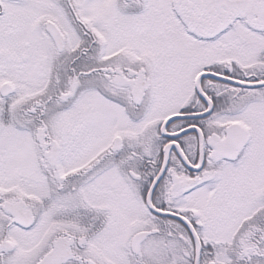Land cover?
Returning <instances> with one entry per match:
<instances>
[{"label": "snow or ice", "instance_id": "snow-or-ice-1", "mask_svg": "<svg viewBox=\"0 0 264 264\" xmlns=\"http://www.w3.org/2000/svg\"><path fill=\"white\" fill-rule=\"evenodd\" d=\"M0 264H264V0H0Z\"/></svg>", "mask_w": 264, "mask_h": 264}]
</instances>
